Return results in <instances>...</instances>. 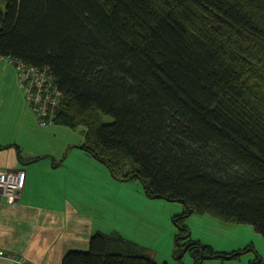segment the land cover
I'll use <instances>...</instances> for the list:
<instances>
[{
	"label": "trees",
	"instance_id": "trees-1",
	"mask_svg": "<svg viewBox=\"0 0 264 264\" xmlns=\"http://www.w3.org/2000/svg\"><path fill=\"white\" fill-rule=\"evenodd\" d=\"M0 57L48 68L76 149L182 205L194 264L221 256L186 240L194 214L264 236V0H0ZM90 238L62 264H156Z\"/></svg>",
	"mask_w": 264,
	"mask_h": 264
},
{
	"label": "rangeland",
	"instance_id": "rangeland-1",
	"mask_svg": "<svg viewBox=\"0 0 264 264\" xmlns=\"http://www.w3.org/2000/svg\"><path fill=\"white\" fill-rule=\"evenodd\" d=\"M2 64L7 65L0 58V72ZM14 80L11 87L10 78L5 73L4 78L0 75V154L13 153V162L18 165V155L24 164H43L52 158L60 163L57 180L48 177L45 184L38 182L32 193L40 197L39 206L56 207L60 211L57 217L77 231L79 235L69 241L73 251H89L90 237L99 233L106 238L107 253H117L119 249L144 255L156 264H194L193 257L182 251L184 246L175 245L178 234L172 218L182 213V205L148 199L138 180L121 181L117 175L114 178L104 163L76 149L84 142L82 127L68 129L58 124L41 127L23 98L17 79ZM103 117L105 122L110 121L109 117ZM34 167L31 165L29 169ZM31 202L36 204L38 199ZM185 223L190 236L186 240L207 245L221 255L210 258L206 253L201 264H249L256 258L264 260V236L250 224L226 223L210 214H194ZM52 249H48V255ZM228 253L239 255L224 256ZM15 257L26 264L23 258ZM11 263L17 264L14 260Z\"/></svg>",
	"mask_w": 264,
	"mask_h": 264
},
{
	"label": "crops",
	"instance_id": "crops-1",
	"mask_svg": "<svg viewBox=\"0 0 264 264\" xmlns=\"http://www.w3.org/2000/svg\"><path fill=\"white\" fill-rule=\"evenodd\" d=\"M9 65L2 64L0 75L4 73L10 78V86L17 79L14 67L6 58L0 57ZM12 87V86H11ZM24 98V97H23ZM1 148V147H0ZM13 153L0 154V169L2 170H24L26 176L25 190L21 193L20 200L15 206H0V249L23 258L26 264H62L64 255L73 251L70 245V238L77 234V231L68 227L67 222L57 217L60 211L56 207L49 208L39 206L41 199L36 198L32 193L37 188L38 182L46 183L48 177L57 180V170L60 163H55L54 158L41 163H26L20 161L18 165L13 162ZM91 158V157H90ZM60 162V161H59ZM23 165V166H21ZM27 165H35L29 169ZM41 175L42 177L38 178ZM38 178V179H37ZM33 180H35L33 182ZM46 193H48L46 191ZM49 194V193H48ZM53 196V193H50ZM49 194V195H50ZM38 199V203L31 202ZM69 242V243H68ZM84 249L87 246V239L83 240ZM54 247V249H48ZM48 255V256H47ZM47 256L48 261L45 259ZM0 264H13L11 260L0 259Z\"/></svg>",
	"mask_w": 264,
	"mask_h": 264
},
{
	"label": "built area",
	"instance_id": "built-area-1",
	"mask_svg": "<svg viewBox=\"0 0 264 264\" xmlns=\"http://www.w3.org/2000/svg\"><path fill=\"white\" fill-rule=\"evenodd\" d=\"M14 67L17 83L30 110L36 115L39 125L43 128L56 124L58 106L62 100V91L57 86L56 78L48 68L39 69L14 58H6ZM26 176L24 170L0 169V204L15 206L25 189ZM0 259L16 260L14 254L0 249Z\"/></svg>",
	"mask_w": 264,
	"mask_h": 264
}]
</instances>
